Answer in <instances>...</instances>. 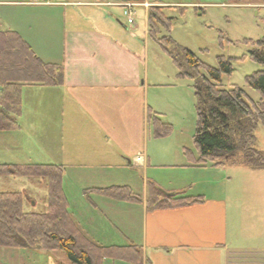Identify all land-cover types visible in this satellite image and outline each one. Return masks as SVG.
<instances>
[{"label":"crops","instance_id":"crops-1","mask_svg":"<svg viewBox=\"0 0 264 264\" xmlns=\"http://www.w3.org/2000/svg\"><path fill=\"white\" fill-rule=\"evenodd\" d=\"M38 1L0 3L31 6L35 12L45 14L32 18V31L26 29L21 33L23 31L17 27L0 31L17 33L43 63L61 66L63 85L21 88L20 128L17 132L0 133V149L21 151L22 134L31 136L35 149L40 148L48 162L64 169L62 190L75 226L93 243L100 239L102 244L96 242L102 246H134L140 254L138 264H264V247L249 250L242 237H232L226 193L211 185L207 186L210 188L207 195L203 184L196 181V176L202 172L213 174L216 179L214 174H219L224 167H191L184 158L180 161L178 157L177 163H171L179 164L176 177L164 176L159 170L165 167L160 161L162 152L158 153L153 142L149 149L147 147V110L151 108L147 104L149 86L142 59L146 55V42H142L144 47L143 44L138 46L140 38L119 27L116 19L121 14L125 16L128 4L143 7L144 35L148 39L145 6H155L147 1L133 4L115 0H47L48 5L46 0ZM43 22L48 27L53 26L54 31L43 27ZM12 133L16 136L14 144L6 138ZM0 164L18 163L4 158ZM72 172L77 180L81 177V181H88L73 199L66 195L64 188L66 179L70 186V182L76 181L69 178ZM122 173L136 175L142 182L139 203L83 194L84 190L92 188L116 186L109 180H115ZM149 183L166 194L198 201L175 208L148 210ZM122 186L132 188L127 182ZM193 186L201 193H190ZM90 211L98 213L99 229L106 228L103 224L106 221L107 229L112 231L110 234L89 232L87 221L82 220H91L84 215ZM105 235L115 243H108ZM15 250L20 252L6 256L16 258L17 264H63L52 253ZM0 260L4 261L1 257Z\"/></svg>","mask_w":264,"mask_h":264},{"label":"trees","instance_id":"trees-1","mask_svg":"<svg viewBox=\"0 0 264 264\" xmlns=\"http://www.w3.org/2000/svg\"><path fill=\"white\" fill-rule=\"evenodd\" d=\"M121 3H143L145 0H115ZM230 2L240 0H229ZM252 2L255 0H242ZM264 2V1H263ZM148 36L158 41L177 69L178 78L192 81L195 97V131L193 146L196 156L183 149V156L191 167L215 168L242 166L249 170H264V156L255 148V130L264 124V37L247 40L249 59L262 67L246 77V86L259 94L254 101L237 85L225 89L223 76L232 73V59L218 57L217 67L201 63L195 54L171 43L168 36L158 38L160 28L169 30L170 19L159 7H151L147 14ZM61 66L43 63L31 48L12 31L0 32V133L19 127L23 86L61 87ZM147 123L154 138L169 135L157 114L147 110ZM0 175L8 177H38L47 188V212L25 211L32 199L25 193H0V248L26 249L50 254L63 252L69 264H102L104 260L138 264L139 251L134 246L102 247L91 242L75 226L67 212V201L62 190L64 169L55 165L0 164ZM137 204L140 197L127 186H111L84 190V195ZM191 197L166 194L154 184L147 185L148 210L175 208L197 202Z\"/></svg>","mask_w":264,"mask_h":264},{"label":"rangeland","instance_id":"rangeland-1","mask_svg":"<svg viewBox=\"0 0 264 264\" xmlns=\"http://www.w3.org/2000/svg\"><path fill=\"white\" fill-rule=\"evenodd\" d=\"M21 1L30 0H0V3H20ZM33 1L36 2L38 0H31V2ZM145 1L155 7H159L165 18L170 19L169 30L160 28L158 34L159 39L164 36L170 37L171 43L165 45V48L170 49L172 45L179 46L195 54L201 63L213 68L217 67L216 59L218 57L232 59V73L229 76L222 77L221 86L227 89L232 85H237L244 89L252 100H259V94L246 86L245 79L262 69L260 65L253 63L249 59L248 45L250 44H248L247 40L257 42L264 37V0L252 2L242 0L234 2H230L229 0ZM151 7L147 5L145 6V10L148 12ZM133 8V15L131 17L133 24L128 25L127 16L123 17L122 14L116 21L119 23V27L128 29V34L134 33L136 38H140L141 41L140 44L137 43L138 46L143 44L142 46L144 47L145 43L142 42H146V49H144L146 55L144 54L142 59L143 62L145 61L143 67H146L145 70H147V83L149 86L147 104L157 114L161 124L165 128H169L168 136L156 139L153 136L152 127L150 129L149 126V143L147 147L149 149L150 142H153L157 151H159L158 153L162 152L163 159L160 161L165 167L160 168V172L165 173L164 176L176 177V174H178L176 173V167L179 164L171 163H177L178 157H180V161L183 158L185 159L183 149L191 151L196 156L193 146L196 114L192 81L178 78L176 67L158 41L150 37L148 39L145 38L146 19L144 8H136L135 5H133ZM42 15L45 14L39 11L35 12L31 6L0 5V30L15 29L17 27L23 31L21 33H25L26 29H31L32 31V18L41 17ZM46 24L44 23L45 26L43 27L51 30V32L54 31L53 26L48 27ZM23 37L26 38V36ZM127 38H130V35ZM18 130L19 128L12 132H17ZM14 134H7L6 138L12 142L16 137ZM22 135L24 139L21 136L20 140L23 141V149L12 152L7 149H0V160L6 158V161L18 163L17 165L21 166L53 165L51 162H48L47 157L41 155L42 150L40 148L35 149L36 146L33 145L31 136ZM255 140V148L264 156V124H259L255 130ZM12 144L14 143L12 142ZM166 165L174 166L166 167ZM78 172L84 175L82 171ZM99 174H102V172ZM198 174L196 181L203 184L207 195L210 194V188L207 186L211 185L217 190L226 193L229 222L233 224L232 237H242L247 242L246 247L249 250L262 249L264 247V170L253 171L242 166L228 165L220 170L219 174H214L216 179H213V174L205 175V172ZM117 176L115 180H109V182L111 184L114 183L116 186L126 185V182L130 183L132 193L141 197L142 182L136 175L122 173ZM69 178H73L76 181L73 182L74 184L70 182V186L69 181L66 179L64 188L66 195H70V198L73 199V196L80 191V187L88 181H81V177L77 180L74 172H72ZM212 180L216 183L212 182ZM193 184L196 185L195 182ZM197 190L199 189L193 186L190 193H201L197 192ZM0 193H25L33 202L32 204L25 205V211L35 213L47 212V188L42 178L0 175ZM84 215L87 219L91 218V220H82L87 221L90 233L98 235L102 233L104 235V232L108 234L112 232L107 229L108 226L105 220L103 224L106 228L104 230L99 229L100 219L97 212L90 211ZM106 239L108 243L113 242L107 236ZM96 240L100 241L99 243L101 244L103 243V240ZM96 240L94 243L102 246ZM109 246V244H106L102 247ZM16 252H20V250L0 248V257L4 260L3 262L0 260V264H17L16 258H11V260L6 256ZM27 252L33 251L27 250ZM52 254L56 256V259L61 260V263L69 264L63 252L57 251ZM107 262V264H127L124 262L116 263L115 261L113 263L111 260ZM240 264H251V262H240Z\"/></svg>","mask_w":264,"mask_h":264},{"label":"built area","instance_id":"built-area-1","mask_svg":"<svg viewBox=\"0 0 264 264\" xmlns=\"http://www.w3.org/2000/svg\"><path fill=\"white\" fill-rule=\"evenodd\" d=\"M45 2H46L47 5L49 4V1L46 0ZM133 10H134V8H133V5H131V4H128L126 6V9L124 10V15L127 16V24L128 25L133 24V20L131 18L132 15H133Z\"/></svg>","mask_w":264,"mask_h":264}]
</instances>
